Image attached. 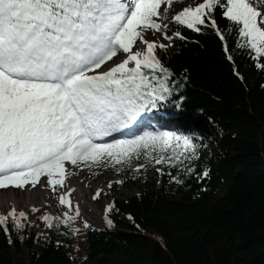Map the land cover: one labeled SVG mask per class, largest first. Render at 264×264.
Returning a JSON list of instances; mask_svg holds the SVG:
<instances>
[{
  "label": "snow or ice",
  "instance_id": "snow-or-ice-1",
  "mask_svg": "<svg viewBox=\"0 0 264 264\" xmlns=\"http://www.w3.org/2000/svg\"><path fill=\"white\" fill-rule=\"evenodd\" d=\"M177 3L0 0V189L43 184L61 209L30 220L10 208L0 215L9 245L41 225L33 239L50 243L54 231L65 237L55 241L58 248L98 231L73 200L70 180L84 171L94 178L111 170L117 177L107 180V191L91 194L97 203L108 198L102 220L109 230L120 212L112 193L138 174L154 171L158 185L165 176L186 188L194 180L197 195L207 191L208 137L183 123L189 69L177 71L172 60L199 43L189 33L210 31L241 79L234 53L264 72V0ZM122 215L135 223L131 212Z\"/></svg>",
  "mask_w": 264,
  "mask_h": 264
},
{
  "label": "trees",
  "instance_id": "trees-1",
  "mask_svg": "<svg viewBox=\"0 0 264 264\" xmlns=\"http://www.w3.org/2000/svg\"><path fill=\"white\" fill-rule=\"evenodd\" d=\"M189 34L199 43H189L172 64L189 69L183 123L208 137L207 191L197 195L200 185L189 180L191 188L170 193L168 177L158 185L149 170L145 179L129 178L116 188L142 190L139 196L115 195V227L87 232L81 250L58 248L53 238L36 241V228L23 243L9 245L0 230V264H264V72L234 53L241 79L214 33ZM127 212L135 223H125ZM151 232L164 242H151Z\"/></svg>",
  "mask_w": 264,
  "mask_h": 264
},
{
  "label": "rangeland",
  "instance_id": "rangeland-1",
  "mask_svg": "<svg viewBox=\"0 0 264 264\" xmlns=\"http://www.w3.org/2000/svg\"><path fill=\"white\" fill-rule=\"evenodd\" d=\"M181 2H185V0H178V3L176 4V6L178 7L179 3H181ZM79 176H81V175L79 174ZM115 178H117V177L113 174V172L111 170L103 171L101 175L96 176L94 178L90 177L89 174H88L86 180H88V183L90 184V186H89L90 190L86 187V185L84 183L82 184V183L79 182L77 176H73L71 178V180H70V185L75 187V192L73 193V199L75 201L79 202L83 219L88 220L89 223L92 224L96 229H105L106 226L104 225V222L102 220V215H103L102 214V208H101L100 211L97 210V209H94V207L96 205V202L91 200V194H92L91 186L93 184H96V179H99L101 184L98 185V186L101 187V188H104L105 191H107V188H106L107 180L108 179H115ZM138 178L143 180V179H145V175H139L138 174ZM176 187H180V186H177L174 183L173 184H169L168 183L167 186H166L168 192H170V193H175V188ZM141 190H142V188H138L136 186H133V187L121 190L119 192H115L114 191L112 193V195H114V196L115 195H117V196L122 195V196H125V197H129V196L137 195V193H140ZM224 192H225V188H222V189L218 190L217 196L223 195ZM100 202H102V204L104 205V204H106L108 202V198L107 197H103V198H101ZM84 205H86L88 208H91L92 210H94L97 219H92L91 220L85 215L84 209H83ZM25 212L29 213V219L30 220H35L36 217L41 214V211L38 212L35 215H32L31 212H28V211H25ZM50 213L58 214L60 212H54V209H52ZM0 215H2V214L0 213ZM123 219H124L125 223H130L131 222L130 220L127 219V216H124ZM42 231H44L42 225L40 227L36 228V233L37 232H42ZM48 234H49V236L51 238L56 239V240H64L65 239L64 236L58 235L54 231L53 232H49ZM160 235H161L160 233H154V232L146 233V236L148 237V239L151 242L163 243L164 240H163V238ZM83 240H84V236L83 235H81L79 237H73V238L67 240L66 245H72L73 247L76 246V245H79V250H81L83 248L84 244H85V242ZM74 249H75V247H74ZM19 257L27 262L26 254L19 255Z\"/></svg>",
  "mask_w": 264,
  "mask_h": 264
},
{
  "label": "bare ground",
  "instance_id": "bare-ground-1",
  "mask_svg": "<svg viewBox=\"0 0 264 264\" xmlns=\"http://www.w3.org/2000/svg\"><path fill=\"white\" fill-rule=\"evenodd\" d=\"M79 174L81 176H79ZM75 175L78 177L80 183H84L86 187L90 190V184L88 180H86L88 172L84 171ZM77 180V179H76ZM99 179H96V184L91 186L92 192L99 187L100 185ZM74 200V199H73ZM75 201V200H74ZM32 206L40 209L41 214L47 210L49 213L52 209L54 212H60V206L58 205L57 199L51 195L49 189L45 188L43 184H38L35 188H31L26 186L25 189H13L9 188L7 190L0 189V213L6 214L10 208L15 207L18 211H28L30 212V208ZM103 204L102 202L97 203L94 209L101 210ZM84 213L89 219H97L94 210L88 208L86 205L83 206Z\"/></svg>",
  "mask_w": 264,
  "mask_h": 264
}]
</instances>
